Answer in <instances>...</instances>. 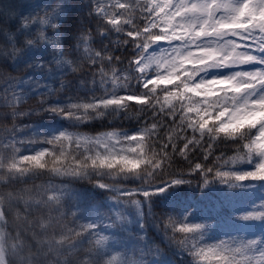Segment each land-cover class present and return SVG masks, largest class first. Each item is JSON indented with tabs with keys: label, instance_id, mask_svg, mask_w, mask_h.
<instances>
[{
	"label": "snow or ice",
	"instance_id": "snow-or-ice-1",
	"mask_svg": "<svg viewBox=\"0 0 264 264\" xmlns=\"http://www.w3.org/2000/svg\"><path fill=\"white\" fill-rule=\"evenodd\" d=\"M0 6L6 9L0 107L12 109L0 119L42 118L13 125L0 138V151L11 154L0 159V180L7 176L3 187L11 189L0 191V264H177L148 235L144 210L151 216L153 206L160 210L153 217L160 243L174 248L182 264H264V211H256L264 197L239 209L234 226L217 229L203 212L204 223H195L196 210L177 196L194 180L204 189L224 185L230 197L243 192L228 189L264 180V0H0ZM94 36L108 44L94 51ZM121 45L127 55L117 56ZM70 73L75 88L63 79ZM34 96L36 106L21 110ZM108 118L136 125L131 134L79 131ZM228 143L239 145L238 154L218 157L222 163L190 159L200 151L207 161L215 146ZM176 155L189 161L187 171L174 168ZM246 165L251 170H242ZM46 174L61 185L49 179L17 186ZM71 184L78 189L69 228L45 212L53 205L60 211ZM98 191L112 194L96 208L112 210L113 223L92 211ZM132 217L137 234L125 238Z\"/></svg>",
	"mask_w": 264,
	"mask_h": 264
},
{
	"label": "trees",
	"instance_id": "trees-1",
	"mask_svg": "<svg viewBox=\"0 0 264 264\" xmlns=\"http://www.w3.org/2000/svg\"><path fill=\"white\" fill-rule=\"evenodd\" d=\"M12 0H4V4L7 5L11 3ZM74 3H81V4H87L88 0H73ZM0 11H6V9L2 6H0ZM84 12L87 13V8L84 9ZM43 15V13H41ZM95 22H93L94 24ZM111 40L115 41L118 39V37L113 34L110 37ZM94 40L97 42L93 43L91 47L94 51H99L102 47V44H108V40H103L102 44L99 42V38L94 36ZM112 47H117V45L113 44ZM121 51H118L114 53L117 56H122V53L124 55H127V53L123 52L122 45ZM3 70L6 73H10L15 76H19V72H12L10 68L4 67ZM63 79L66 82H72V86L75 88L78 84V81L73 80V74H69L67 76H64ZM56 87L59 85L56 84ZM74 93L69 92V95H73ZM40 99L39 96H34L30 99H27L24 104L21 106V110L27 111L30 108H33L36 106L37 101ZM12 109L7 107H0V113H10ZM38 119H42L41 117L32 116L30 119H25L24 117H20L19 119L16 118H9L6 120L0 119V138H3L5 135H7L6 129L10 130L13 125H15L17 128H22L24 124L32 123ZM23 122V123H22ZM44 123L51 125L53 124V121H44ZM136 125V121L133 119L131 121L129 120H121V121H112V118H108L107 120H94L91 123H89L85 127H81L79 129L80 132L87 133L89 135H95L100 132L104 131H110L113 128H124L128 129L130 134L133 130L134 126ZM53 127H56V125H52ZM62 127H68V123L65 122ZM42 139L37 137H18V139ZM182 147L183 145H179ZM19 151L23 154H29L22 148L20 145L16 146ZM50 151L53 150L51 146H48ZM239 145L236 144H218L215 146V150L212 155H210L207 159V161L204 160L203 154L200 151L195 152L194 154H190V159L193 162H199V163H205L208 166H213V164L222 163V161H218V157H223L224 159H228L229 157L236 156L237 148ZM39 150V148H37ZM242 155V153H240ZM10 153H4L0 151V159H3L5 156L10 157ZM18 159V157H17ZM10 162L9 160H5V163ZM189 161L186 160L184 157H180L178 155L174 156V168L177 170H185L187 171ZM244 167L242 170H251L248 169L251 166L246 165L242 166ZM0 175H3V173H0ZM49 179H51V182L56 184L57 186L61 185L60 178L50 177L49 175H42L37 178H26L22 183L17 185L18 187H26L31 188L33 185H47L49 182ZM8 183L7 176L4 177L3 180H0V191H9L10 188H4L3 185ZM199 183L202 185L203 181H199ZM249 183L252 184L251 188L244 189V190H233L228 189V192L236 191V192H243V195L236 196V197H230L225 195V189L226 186L221 184H216L215 186L204 189L197 186V181L194 180L191 186L182 185L179 190H177V196L180 200L185 201L189 203L195 210H196V219L197 221H194L195 223H204V221L201 220L200 213L203 212L209 216L212 217L211 223L214 225L217 229H227L229 227L234 226L232 224V221L235 220L237 217L242 215L243 213L239 212L238 210L245 207L249 202H254L255 205H260L262 203L261 197H264V187H261V185H264V180L261 181H250ZM69 191L65 193L64 195V202L62 204V207L60 211L56 210V206H52V210L50 213L47 211L45 212V215H51L53 218V221L59 219L60 223L66 225L67 227L71 228L74 227V224L72 223L75 217H73L72 212L76 211L75 208L72 207L73 204L76 203L74 198V192L78 189L77 184H71L68 186ZM127 187H134V185L128 184ZM111 193L101 194L99 191L97 192L95 201L92 205V211L94 213L99 214L100 216L105 217L104 223L109 224L114 222V213L112 210H110L108 207H99L96 208L97 204L102 203L106 197L111 196ZM110 203V201H109ZM251 210V207L248 209ZM131 211V210H130ZM145 227L148 229V235L151 237L157 244H159V247L161 248L162 253L164 254V257L175 259L177 260V264H182V261L180 258L176 255V250L174 248L168 247L165 244L160 243V238H157L155 233L152 231V229L149 227L150 223L154 224L153 217H159L160 216V210L159 208L153 206L151 209V216L147 215L148 208H145ZM257 212L264 211V209H260L259 207L256 208ZM61 212H63L65 215L61 216ZM175 218V217H173ZM165 222L167 220L165 219ZM84 223L82 220H77L76 224ZM156 224L159 223L157 220L155 222ZM250 223H256L259 224L260 221L256 220ZM116 226H119L118 221L116 222ZM160 230V229H159ZM136 235V223H135V217H132V223L128 226V232L124 233V237L127 238L128 235ZM232 235H236V233H232ZM226 237H221V239H225ZM209 243H214V241H210ZM138 258V257H137Z\"/></svg>",
	"mask_w": 264,
	"mask_h": 264
},
{
	"label": "rangeland",
	"instance_id": "rangeland-1",
	"mask_svg": "<svg viewBox=\"0 0 264 264\" xmlns=\"http://www.w3.org/2000/svg\"><path fill=\"white\" fill-rule=\"evenodd\" d=\"M149 227L152 229V231L155 233L157 238H160V230L158 227L154 226L153 223H150Z\"/></svg>",
	"mask_w": 264,
	"mask_h": 264
}]
</instances>
